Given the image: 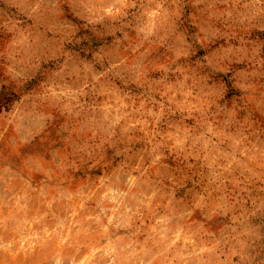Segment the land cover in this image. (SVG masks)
<instances>
[{"label":"clouds","instance_id":"1","mask_svg":"<svg viewBox=\"0 0 264 264\" xmlns=\"http://www.w3.org/2000/svg\"><path fill=\"white\" fill-rule=\"evenodd\" d=\"M0 264H264V0H0Z\"/></svg>","mask_w":264,"mask_h":264}]
</instances>
